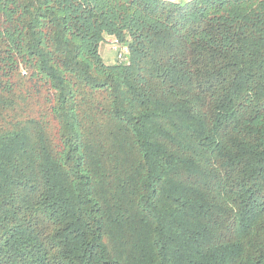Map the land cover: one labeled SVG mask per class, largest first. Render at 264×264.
<instances>
[{
    "label": "trees",
    "instance_id": "16d2710c",
    "mask_svg": "<svg viewBox=\"0 0 264 264\" xmlns=\"http://www.w3.org/2000/svg\"><path fill=\"white\" fill-rule=\"evenodd\" d=\"M0 264H264V0H0Z\"/></svg>",
    "mask_w": 264,
    "mask_h": 264
},
{
    "label": "crops",
    "instance_id": "0c3cea01",
    "mask_svg": "<svg viewBox=\"0 0 264 264\" xmlns=\"http://www.w3.org/2000/svg\"><path fill=\"white\" fill-rule=\"evenodd\" d=\"M172 1H176V0H172ZM178 1V0H177ZM108 45L105 46L104 51H103V58L106 62L108 63H114L117 61V57H118V49H116V47L110 46L107 47ZM116 51H115V49ZM117 52V55H116Z\"/></svg>",
    "mask_w": 264,
    "mask_h": 264
},
{
    "label": "rangeland",
    "instance_id": "374dc122",
    "mask_svg": "<svg viewBox=\"0 0 264 264\" xmlns=\"http://www.w3.org/2000/svg\"><path fill=\"white\" fill-rule=\"evenodd\" d=\"M108 44H111V43H108ZM107 47H109V45H108ZM114 49H115V48H114ZM115 51H116V49H115ZM116 55H117V52H116Z\"/></svg>",
    "mask_w": 264,
    "mask_h": 264
}]
</instances>
